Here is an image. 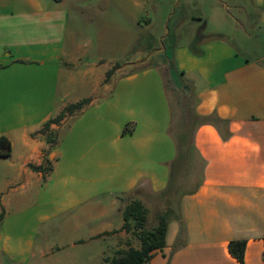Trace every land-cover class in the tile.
I'll return each instance as SVG.
<instances>
[{
  "label": "crops",
  "instance_id": "obj_1",
  "mask_svg": "<svg viewBox=\"0 0 264 264\" xmlns=\"http://www.w3.org/2000/svg\"><path fill=\"white\" fill-rule=\"evenodd\" d=\"M167 3L0 0V137L10 142L0 156V264H110L119 250L140 248L123 230L124 210L167 188L170 87L180 116L190 100L179 94H194L196 113L219 119L191 126L206 161L203 182L179 195L166 245L147 264H241L232 240H246L245 264H264V43L255 38L264 31V0H170L166 11ZM232 8L243 19L234 17L227 33L218 24ZM108 16L125 20L118 35L135 31L129 43L107 46ZM87 26L99 29L90 39L79 30ZM237 29L244 47L263 51L235 46ZM107 51L130 53L101 55ZM84 99L51 126V144L46 123ZM45 158L50 173L41 169ZM67 214L87 229L59 243L62 228L50 226ZM112 237L119 240L103 247Z\"/></svg>",
  "mask_w": 264,
  "mask_h": 264
},
{
  "label": "trees",
  "instance_id": "obj_2",
  "mask_svg": "<svg viewBox=\"0 0 264 264\" xmlns=\"http://www.w3.org/2000/svg\"><path fill=\"white\" fill-rule=\"evenodd\" d=\"M172 68L174 69V66ZM113 72L114 69L108 72L107 81H109ZM181 96H188L190 105H188V107H183L184 111L181 115V132L179 136L177 138L174 137L172 134V126L169 131L171 136L175 138V157L171 162L167 163L170 170L168 185L165 191L159 194V196L164 198L162 200L165 205L164 212L159 213L157 216V223L150 228L148 227L150 212L149 208L143 201L139 199L131 200L124 210L125 223L123 225V230L133 233V235L140 242V248L119 250L116 257L109 260L110 264H147L149 261H151L154 251L162 249L166 245L168 225L172 217V213L174 212L173 208L174 203L177 200L176 197L180 194L181 196H184L192 189H197L203 182L206 161L203 159L195 146V131L191 129V126L205 121L214 122L219 118H217L216 115L205 118L200 117L195 111L196 98L194 94H179L178 97L181 98ZM89 101V99H84L78 103L68 105L56 118H53L46 123L45 128L48 129V141L51 144L55 145L58 141L55 131L50 130L51 126L61 122L68 113H74L76 110L81 109ZM127 129L128 128H126L125 131ZM3 147L6 149H9L10 147L9 140L4 136L0 137V156L9 154V151H1V148ZM45 164L48 165V167L45 169L41 166V169L44 170V172L50 173L52 166L48 162L47 158H45ZM198 164V168L200 170L198 171L199 176L197 177L198 181L196 186L192 189L184 190L183 187L179 186L183 181V177L189 179L191 176H194V171L198 169L196 168ZM1 220L2 215H0V222ZM183 234H186V228L184 223L181 222V231L179 235L181 236ZM178 242L176 245L177 247L179 244ZM245 249L246 240H232L229 244V250L231 254L237 258L241 264H245Z\"/></svg>",
  "mask_w": 264,
  "mask_h": 264
},
{
  "label": "rangeland",
  "instance_id": "obj_3",
  "mask_svg": "<svg viewBox=\"0 0 264 264\" xmlns=\"http://www.w3.org/2000/svg\"><path fill=\"white\" fill-rule=\"evenodd\" d=\"M167 4L164 6V9L167 11L170 7V0H167ZM230 14L232 15V18H226L224 20H222V23L221 24H218V26H221L222 25V28L223 30H226L227 33H229L230 31H235L236 30V26H235V18L234 17H241L243 19V17L241 16L240 12L236 9H231L230 10ZM152 15H154L152 13ZM84 22H86V24H88L87 22H89V20H83ZM102 22H105L106 23V28L104 30H106V33L104 36H103V39L106 41V42H109L107 43V46L110 45V43L114 42V44H121L124 43V44H127L129 43V38L131 39L134 35V30H128L126 33L123 32V33H120V35L117 34L118 30L120 28H123V31H126L127 30V27H126V24L125 23V20L124 19H118V18H109L106 17L102 20ZM221 22V21H219ZM109 25H111L112 27L109 28ZM121 25V26H120ZM215 27H213V25L211 24V26H209L208 28V37H209V33H211L210 30H213ZM158 28H156L157 30ZM81 31H84L85 34H82V38H85V39H90L91 37H94L95 36V33L99 31V29H97V27L95 28L94 26L92 27H84V28H81L79 29ZM110 30L112 31H116V33L114 34H110ZM237 31H239L237 29ZM236 31V32H237ZM132 32V33H131ZM258 34L256 35L255 38H257L259 40V42H263L264 43V31L262 29H258ZM233 35H235L236 39H232V42L233 44L236 46L238 45L239 47H241L243 49V51H247L249 53H256V52H262L263 50H255V51H252L250 48H248L247 46L244 47V43L243 41L241 40V37H242V34L241 32H237V33H234ZM186 38V37H185ZM248 42L246 41V44ZM249 44V43H248ZM106 46V45H105ZM112 53H116L120 56H122L123 58L125 57V55L127 53H130V51H119V52H102L101 55L102 56H106V57H110V55ZM92 54H98V52H89V56H92ZM104 61L101 62V64H103ZM142 67H146V65L144 66H140V68ZM113 68H116L115 66ZM78 69V65H75L74 67V70L76 71ZM165 72V79H167L168 76V70H167V67L166 68H162ZM108 73H105V77ZM107 81V77H106V80ZM109 82V81H107ZM169 86H172L170 85L169 83ZM79 89L81 90L82 87H79ZM170 91H169V95H170V98L172 100V103L174 104V107L175 108H172L173 109V125H172V134L174 135V137H178L181 130H180V123H179V120L181 121V116H180V111H179V106L176 105L175 103V95H174V92L172 90V88L170 87L169 88ZM89 92V88L85 87L82 92V94H77V95H80V96H85V94H88ZM175 119V120H174ZM132 124H129L126 128H128L127 130L129 129H133L134 126H131ZM133 125H136L135 123H133ZM126 130V131H127ZM199 167V164L197 165L196 168ZM200 169H196L194 172V176H191V178L189 179H186V177H183V181H182V178H181V181L182 183L179 185L180 187H183L184 190H189V189H192L193 187L196 186V183L198 181L197 177L199 176V171ZM193 175V174H192ZM200 179V178H199ZM179 196H177V200L176 202L174 203V205H176V207L179 206V199H178ZM164 198L162 196H159V195H153V194H146L145 195V205L149 208V222H148V227H153L156 223H157V216L159 215V213H163L164 212V209H165V205L164 203L162 202ZM104 203V202H103ZM116 217V216H115ZM116 219V218H115ZM52 224L50 226V230H56L58 231V227H61L62 229L56 234L55 236V241L61 243L63 241H66V240H71V239H74V238H77V237H80L82 234H83V231L87 229V227L84 229V225L82 224L80 228H78V226L82 223V218L80 219L77 218V214L76 215H65L63 216L60 220L56 221V219L52 220ZM78 225V226H77ZM77 227V229H76ZM116 238V239H115ZM119 238V237H118ZM117 237H112L110 240H103L102 241V246L105 247L106 249H109L111 247H113L114 243L116 241H118ZM110 253V252H108Z\"/></svg>",
  "mask_w": 264,
  "mask_h": 264
}]
</instances>
